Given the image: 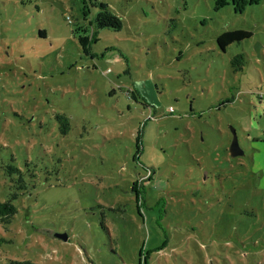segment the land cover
Listing matches in <instances>:
<instances>
[{
    "label": "rangeland",
    "instance_id": "rangeland-1",
    "mask_svg": "<svg viewBox=\"0 0 264 264\" xmlns=\"http://www.w3.org/2000/svg\"><path fill=\"white\" fill-rule=\"evenodd\" d=\"M99 1L0 0V261L264 264V0Z\"/></svg>",
    "mask_w": 264,
    "mask_h": 264
},
{
    "label": "trees",
    "instance_id": "trees-1",
    "mask_svg": "<svg viewBox=\"0 0 264 264\" xmlns=\"http://www.w3.org/2000/svg\"><path fill=\"white\" fill-rule=\"evenodd\" d=\"M89 7H100V12L96 15L93 24L97 29L109 28L115 32H120L123 28V21L118 17L114 11L104 2L99 0H87ZM215 10L219 11L222 8L229 6L230 0H215ZM234 5V9L237 13H242L248 6H253L259 4L261 0H231ZM86 2V0H84ZM88 15L90 9L88 8ZM69 24V17L67 18ZM252 37V33L246 30H232L222 33L217 38V43L223 51H226L228 47L235 43H241ZM244 65V56L237 55L232 60V66L238 70V67ZM58 122L61 124L60 130L63 135H65L69 129V120L64 115H58ZM6 175L9 178L10 183H8V188L10 193L6 195L5 201L0 202V224H11L15 216L18 214L17 203L21 202L22 199L27 195L29 190V183L27 182V176L25 173L16 166L6 167ZM35 178V175L30 177ZM5 242V240H2ZM1 260V258H0ZM2 264V261H0ZM6 264H33L30 261H8Z\"/></svg>",
    "mask_w": 264,
    "mask_h": 264
},
{
    "label": "water",
    "instance_id": "water-1",
    "mask_svg": "<svg viewBox=\"0 0 264 264\" xmlns=\"http://www.w3.org/2000/svg\"><path fill=\"white\" fill-rule=\"evenodd\" d=\"M230 154H231L232 158H236V157L241 156V155L244 154V152L240 149L239 142H238V137L235 134V131H233V141H232V144H231V147H230ZM57 237L63 238L64 240L67 239V235L66 234H62V235L59 234V235H57Z\"/></svg>",
    "mask_w": 264,
    "mask_h": 264
},
{
    "label": "built area",
    "instance_id": "built-area-1",
    "mask_svg": "<svg viewBox=\"0 0 264 264\" xmlns=\"http://www.w3.org/2000/svg\"><path fill=\"white\" fill-rule=\"evenodd\" d=\"M70 19V18H69ZM70 22H71V19H70ZM172 110V109H171Z\"/></svg>",
    "mask_w": 264,
    "mask_h": 264
}]
</instances>
